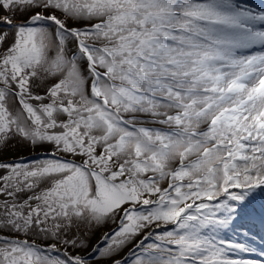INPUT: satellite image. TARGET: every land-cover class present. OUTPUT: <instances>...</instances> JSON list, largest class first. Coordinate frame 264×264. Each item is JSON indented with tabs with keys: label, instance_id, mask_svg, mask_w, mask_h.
<instances>
[{
	"label": "snow or ice",
	"instance_id": "6c2138e0",
	"mask_svg": "<svg viewBox=\"0 0 264 264\" xmlns=\"http://www.w3.org/2000/svg\"><path fill=\"white\" fill-rule=\"evenodd\" d=\"M0 10V264H264V0Z\"/></svg>",
	"mask_w": 264,
	"mask_h": 264
},
{
	"label": "rangeland",
	"instance_id": "374dc122",
	"mask_svg": "<svg viewBox=\"0 0 264 264\" xmlns=\"http://www.w3.org/2000/svg\"><path fill=\"white\" fill-rule=\"evenodd\" d=\"M4 15H7V13L0 10V16ZM38 154H43L41 149L23 147L20 143L13 142L6 148L0 149V160H19L22 158L31 160L33 158H37ZM113 227L114 225L107 224L103 227H100L98 230H95L94 232H88V229L86 227L81 226L80 233L81 235H84L87 232L88 237L90 238V243L94 245L104 233L110 231ZM88 250L90 251L91 248H89Z\"/></svg>",
	"mask_w": 264,
	"mask_h": 264
}]
</instances>
